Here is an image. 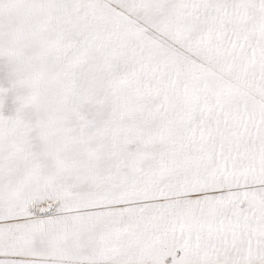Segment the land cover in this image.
Here are the masks:
<instances>
[{"label": "snow or ice", "instance_id": "snow-or-ice-1", "mask_svg": "<svg viewBox=\"0 0 264 264\" xmlns=\"http://www.w3.org/2000/svg\"><path fill=\"white\" fill-rule=\"evenodd\" d=\"M0 264H264V0H0Z\"/></svg>", "mask_w": 264, "mask_h": 264}]
</instances>
